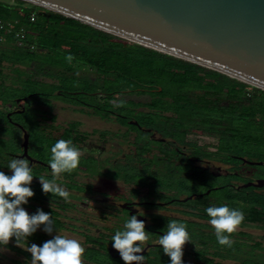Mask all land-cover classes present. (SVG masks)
<instances>
[{"label":"flooded vegetation","instance_id":"1","mask_svg":"<svg viewBox=\"0 0 264 264\" xmlns=\"http://www.w3.org/2000/svg\"><path fill=\"white\" fill-rule=\"evenodd\" d=\"M70 93L71 98L94 94L110 98L103 91ZM130 94H119L123 103L124 96ZM76 99L77 104L51 100L50 105L43 102L39 107L42 157L30 153L31 143L29 158H21L23 151L12 154L28 159L33 182L42 195L38 202L29 201L25 210L30 215L43 210L55 224L52 234L41 225L34 233L39 242L29 237L25 247L42 246L60 234L76 239L85 248L83 264H125L113 247L112 237L116 231H123L124 224L135 215L145 222L149 237L145 249L138 254L145 257L144 264H171L158 244L170 221L184 223L191 238L183 249V264H264V186L242 188L247 183L264 181V175L255 177L252 171L245 170V166H251L244 161L248 159L233 153L223 158V140L219 138H168L158 130L161 127L144 126L138 118L140 112L146 111L140 100L134 99L139 113L133 117L125 114L124 106L117 111L109 108L107 100L93 105ZM55 102L73 106L74 118L62 121L55 113ZM18 104L15 112L24 110V103ZM61 139L71 140L81 152L78 168L71 174H61L56 181L70 193L69 202L58 195L45 194L39 180V176L52 178L51 147ZM166 174L177 178L168 186L150 182ZM223 177L234 179L222 184ZM227 186L243 194L222 197L216 193ZM223 205L245 216L231 236V247L217 242L206 212L208 207ZM30 261L31 253L25 251V264Z\"/></svg>","mask_w":264,"mask_h":264},{"label":"trees","instance_id":"2","mask_svg":"<svg viewBox=\"0 0 264 264\" xmlns=\"http://www.w3.org/2000/svg\"><path fill=\"white\" fill-rule=\"evenodd\" d=\"M9 1L0 0V18L17 20L26 30V41L36 48L19 47L27 50L30 59L22 60L7 51L11 47L3 46L6 41L15 43L12 36H5L6 41L0 43V146L10 148L8 153L0 152V171L6 175H12L8 164L13 158L4 156L23 151L21 128L30 134V143L34 136L40 138V111L34 105L48 100L44 97L73 99L70 91L57 89L54 80L47 82L52 91L42 92L40 75L45 68L41 69V61L32 57L35 51L45 54L42 61L53 60L49 68H59L53 65L57 54L73 56L72 61L95 70L99 81L108 82L109 86L102 91L111 97L121 93L154 94L151 100L140 104L149 110L139 115V123L161 127L158 130L165 137L219 138L224 142L221 149L229 151L228 155L240 141L259 149L264 147V90L46 9L38 13L32 7L21 12L18 2L25 1ZM33 12L37 13L35 22L30 20ZM5 68L11 70L12 77L5 74ZM70 69H58L56 77L68 74ZM57 91L67 94L66 97L56 94ZM31 99L35 102L27 108L25 102ZM17 100L24 103L20 112H15ZM230 142H234L232 146ZM30 187L35 195L29 201L38 202L42 196L38 184L32 182ZM30 238L39 242L34 234ZM7 248L25 258V250L16 246L15 238Z\"/></svg>","mask_w":264,"mask_h":264},{"label":"water","instance_id":"3","mask_svg":"<svg viewBox=\"0 0 264 264\" xmlns=\"http://www.w3.org/2000/svg\"><path fill=\"white\" fill-rule=\"evenodd\" d=\"M22 1L264 90V0ZM29 144L24 130L21 158Z\"/></svg>","mask_w":264,"mask_h":264},{"label":"clouds","instance_id":"4","mask_svg":"<svg viewBox=\"0 0 264 264\" xmlns=\"http://www.w3.org/2000/svg\"><path fill=\"white\" fill-rule=\"evenodd\" d=\"M67 61L74 59L69 55ZM81 152L73 145L71 140H58L51 147V179L39 176L43 192L52 196H59L69 202L70 193L57 184V179L63 173L71 174L80 163ZM12 175L0 171V251L7 249L10 241L15 238L16 246L31 253L30 264H83L82 257L85 248L76 239L67 238L57 234L53 239L43 243L42 246L32 244L25 247L27 240L41 225L43 230L52 234L55 224L52 216L43 210L30 215L23 205L29 203L34 197L30 185L34 175L28 159L13 158L8 164ZM210 217L209 223L215 230L217 242L221 246L231 247V239L245 216L238 209H231L227 205L206 209ZM158 244L163 252L170 257L171 264H183L184 246L191 241L184 223L170 221ZM149 239L145 230V222L132 215L124 224L123 231H116L112 237L113 247L120 253L125 264H144L145 257L138 255L145 249V242Z\"/></svg>","mask_w":264,"mask_h":264},{"label":"rangeland","instance_id":"5","mask_svg":"<svg viewBox=\"0 0 264 264\" xmlns=\"http://www.w3.org/2000/svg\"><path fill=\"white\" fill-rule=\"evenodd\" d=\"M11 3H16L15 1H9ZM19 5H21L20 9L21 12L26 11L28 8H34V10L36 12H41L43 11V8L32 5L30 3H25L22 4L20 2H18ZM7 42V41H6ZM5 42V46L6 48L8 47V49L10 48V50H7L9 53H11L14 57L16 58H20L22 60H25V57H27V50H22L19 47L16 48L15 43H11V42ZM10 44V46H9ZM12 44V46H11ZM8 45V46H7ZM45 54L42 52H36L32 55V57H34V59L37 61H41L42 68H45V70H43L42 75H40V80H42V84H41V88L43 89L42 92H51L52 91V85L48 84L47 82H51V81H55V84L58 89L61 90H66V91H73V93L79 92V91H86V92H96V91H102L103 89L107 88L109 86L108 82L102 80L99 81V76H97V73L95 72V70L90 69L88 67L83 66L82 64L75 62V61H71V63H69L66 60V57L63 53L57 54V61L56 63H54V67L58 66L59 68H49V65L52 64L53 60H46V61H42V59H44ZM31 57V58H32ZM28 58V57H27ZM37 58V59H36ZM29 59V58H28ZM30 60V59H29ZM50 61V62H49ZM27 62V61H26ZM43 62V63H42ZM57 64V65H55ZM6 65V64H5ZM9 67V66H8ZM65 68V67H69L71 68L68 71V74L66 75H59V77H56V71L58 72V69L61 68ZM78 69V71H76ZM68 70V68H67ZM5 74L8 75L9 77L13 76V73H11V70H9L8 68H5L4 70ZM78 72V73H77ZM53 78V79H51ZM56 94H58V91L56 92ZM142 95V94H140ZM154 94H145L142 96H138V93H131L130 95H126L124 96V103H123V99L122 95H117L115 97H111L110 98H106L105 96H95L94 95H81L79 96L80 99L88 102V103H92L93 105H97L100 104L102 102H106L105 100L108 101L109 103V108L114 109V110H118V108L121 106L125 108V114L129 115V116H133L135 113H139L137 112V108L139 107V105H135L134 104V99L135 100H140L143 103L148 102L149 100H151V98L153 97ZM109 97V96H108ZM48 100H45V104L46 105H50L51 101L50 100H60L61 103H70V104H75V102H77L78 96H75L73 99L70 98H63L60 96H57L56 98H52V97H46ZM35 102V99H31L25 102L26 107L28 108L31 103ZM61 103H54L55 106V113L57 116H59V118L62 121H69L71 119L74 118L75 116V112H74V107L73 106H66L63 105ZM23 104V103H22ZM124 104V105H123ZM35 108H39V107H43V105H34ZM143 110H146L148 112V109L146 107H142ZM146 111H142L139 114H145L147 113ZM98 114H101L100 111H98ZM139 118V115H138ZM147 120V119H146ZM152 120V119H148ZM92 121V120H91ZM17 130H13V133H16ZM18 134L20 133L19 131H17ZM142 138H144V135H141ZM231 146L233 145L234 142H230ZM22 144V143H21ZM224 144V142H223ZM10 151V148H8L6 145L0 146V152H4V153H8ZM222 156L223 158L228 157V152H226L223 148H222ZM230 152L233 154H237L238 156H242L250 161H259V162H263L264 163V147L262 148H258V147H253L252 145L246 144V143H242L241 141L238 144H234V146L230 149ZM19 154L18 151H15L14 154ZM30 153L35 156V157H42L43 155V151L41 148V144H40V138H36L35 136L31 139V146H30ZM6 157L5 159H12L15 158L11 155L10 156H4ZM245 170L248 171H252L251 173H254L255 177H262L264 175V165L262 166H245ZM175 175H171L169 176V174L163 175V176H159V179H154V180H150L151 183H157L160 186H168L172 181H175ZM177 178V177H176ZM179 178V175H178ZM231 179H234L233 177H223L220 179V181L222 182V184L224 183H228V181H230ZM235 179L240 180L241 182L246 181V179H239L237 177H235ZM141 181V180H140ZM219 181V179H218ZM177 182V181H176ZM179 183V181L177 182ZM217 194H220L222 197L224 196H229V195H242L243 193H240L238 191H235L234 189L231 188H225V189H221L220 191L216 192ZM11 242V241H10ZM19 262H24L25 264V258L13 251H11L9 248L0 251V264H18Z\"/></svg>","mask_w":264,"mask_h":264},{"label":"built area","instance_id":"6","mask_svg":"<svg viewBox=\"0 0 264 264\" xmlns=\"http://www.w3.org/2000/svg\"><path fill=\"white\" fill-rule=\"evenodd\" d=\"M37 19V13L33 12L31 14L30 20L35 22ZM12 36L15 39V44L18 47L29 48L30 50H35L36 46L33 43H28L26 41V30L24 27L20 26L17 20H7L0 18V43L6 41V37Z\"/></svg>","mask_w":264,"mask_h":264}]
</instances>
